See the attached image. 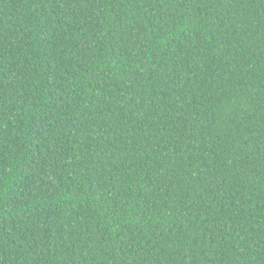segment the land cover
<instances>
[{
    "label": "trees",
    "instance_id": "1",
    "mask_svg": "<svg viewBox=\"0 0 264 264\" xmlns=\"http://www.w3.org/2000/svg\"><path fill=\"white\" fill-rule=\"evenodd\" d=\"M0 264H264V0H0Z\"/></svg>",
    "mask_w": 264,
    "mask_h": 264
}]
</instances>
